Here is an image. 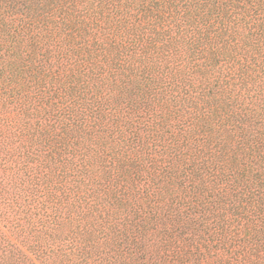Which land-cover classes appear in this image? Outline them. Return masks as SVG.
I'll return each instance as SVG.
<instances>
[{
    "label": "trees",
    "instance_id": "1",
    "mask_svg": "<svg viewBox=\"0 0 264 264\" xmlns=\"http://www.w3.org/2000/svg\"><path fill=\"white\" fill-rule=\"evenodd\" d=\"M0 264H264V0H0Z\"/></svg>",
    "mask_w": 264,
    "mask_h": 264
}]
</instances>
